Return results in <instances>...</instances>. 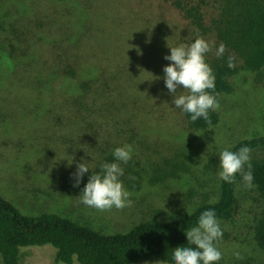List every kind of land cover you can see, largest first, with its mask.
Masks as SVG:
<instances>
[{"label":"rangeland","instance_id":"rangeland-1","mask_svg":"<svg viewBox=\"0 0 264 264\" xmlns=\"http://www.w3.org/2000/svg\"><path fill=\"white\" fill-rule=\"evenodd\" d=\"M27 4L19 5V9L16 6L13 14L30 16L32 10ZM122 10L128 11L138 25L151 29L150 40L155 28L171 32L159 38L157 49L138 43L136 56L142 55L141 60L130 56L135 66L131 74L151 105L141 114L143 129H138L133 139L132 133L117 134L101 127L93 133L81 130L86 128L69 101L70 92H76L70 83H42L36 66L25 70L9 61L0 65V196L23 214L55 213L109 234L127 232L155 218L170 221L191 213L203 202L218 199L221 180L216 167L222 149L233 150L240 140L264 134V68L251 71L241 67L232 79L233 91L218 100L219 123L204 131H190L180 110L171 103L162 77L163 66L170 63L164 59L170 51L165 38L170 46L188 44L192 28L165 0H124ZM96 45L100 55L108 53L100 42ZM98 65L100 70H117V64L112 67L105 59ZM125 143L133 149L130 160L138 162L131 167L144 174L135 189L122 180L131 193L132 205L98 210L81 203L78 195L88 172L74 187L70 173L75 172V161L83 157L89 161V171H99L104 155L109 156L114 147ZM104 148H109L107 153ZM71 156L74 163L69 166L67 159ZM165 158L175 160L178 167L173 175L161 179L155 170L157 165H166ZM250 158L253 166V162L264 159V149L251 152ZM236 192L234 216L219 220L223 230L216 242L222 252L220 261L264 264V250L256 237L264 199L256 185L245 189L240 179ZM56 256L57 250L51 245L26 247L21 252L23 264H61ZM140 264L164 263L152 260Z\"/></svg>","mask_w":264,"mask_h":264},{"label":"trees","instance_id":"trees-1","mask_svg":"<svg viewBox=\"0 0 264 264\" xmlns=\"http://www.w3.org/2000/svg\"><path fill=\"white\" fill-rule=\"evenodd\" d=\"M165 1L192 28L188 44L200 38L210 46L204 61L214 77L217 100L233 91L232 79L241 67L251 71L264 68V0ZM24 3L32 7V14H13V9ZM123 3L124 0H0V65L9 61L25 70L36 66L38 81L70 83L76 92H70L69 101L86 128L81 130L93 133L101 127L117 134L132 133L133 139L138 129H143L141 114L148 112L151 105L141 92L136 76L131 74L135 66L130 56L137 55L138 43L144 48L157 49L159 38L171 32L155 28L150 40L151 29L138 25L128 12L132 10H122ZM97 41L108 53L97 52ZM220 44L225 52L218 61L215 48ZM229 56L233 57L232 67L228 66ZM137 58L141 60L142 55ZM103 59L112 67L117 64L116 72L100 70L98 64ZM182 116L190 131L209 128L201 120L189 124V118ZM209 119L211 127L219 123L217 109L209 113ZM242 145L250 146V153L263 150L264 134L240 140L232 151ZM104 149L107 153L109 148ZM113 159L111 154L104 155L103 162ZM136 164L130 160L124 165L125 174L121 177L134 189L144 178L143 170L131 167ZM164 164L157 165L155 170L161 179L173 175L178 167L171 158H165ZM95 171L98 170L89 171L87 179ZM252 174L253 183L264 199V159L253 162ZM239 179L237 174L232 183L221 181L218 199L201 203L191 213L170 221L157 218L143 221L127 232L111 234L55 213L23 214L0 196L3 264H23L24 248L45 245L56 248V260L64 264H140L152 260L171 264V253L187 244L185 231L196 223L203 210L213 208L219 220L232 219ZM256 237L264 250V213L257 222ZM216 264L223 263L219 260Z\"/></svg>","mask_w":264,"mask_h":264},{"label":"clouds","instance_id":"clouds-1","mask_svg":"<svg viewBox=\"0 0 264 264\" xmlns=\"http://www.w3.org/2000/svg\"><path fill=\"white\" fill-rule=\"evenodd\" d=\"M169 53L164 59L170 63L163 66V81L171 93V103L187 116L189 124L198 120L204 121L211 128L209 113L219 107L216 99L218 93L214 91V77L204 61L210 52V46L202 39L195 38L190 44L183 42L170 46ZM225 47L220 44L215 48V59L220 60ZM233 57H228V66L232 67ZM160 78V77H156ZM180 93L177 94V89ZM211 93V95L209 94ZM250 146L242 145L238 150L232 151L224 148L219 152L216 174L221 181L232 183L237 174L240 176L242 187L251 189L253 184ZM132 146L123 144L112 149V161L101 162L99 171L92 172L79 193V200L86 206L107 210L111 208H124L131 206V193L124 186L121 177L124 176L123 164L132 158ZM68 165L74 163L73 156L67 159ZM75 172L70 173L74 187H78L86 172H89V161L81 157L75 161ZM187 244L174 248L171 253V264H216L222 252L216 242L222 238L221 228L216 211L213 208L203 210L195 224L185 231ZM239 257V252L234 253ZM62 264V262H61ZM167 264V262H165Z\"/></svg>","mask_w":264,"mask_h":264}]
</instances>
